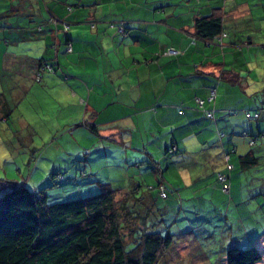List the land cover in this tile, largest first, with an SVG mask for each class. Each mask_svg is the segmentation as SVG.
I'll use <instances>...</instances> for the list:
<instances>
[{
  "label": "crops",
  "instance_id": "1",
  "mask_svg": "<svg viewBox=\"0 0 264 264\" xmlns=\"http://www.w3.org/2000/svg\"><path fill=\"white\" fill-rule=\"evenodd\" d=\"M8 1L10 6H3L9 9L0 6V79L15 75L30 87L36 60L52 58L57 50L67 78L46 76L42 88L53 90L52 101L65 110L60 112L67 116L65 132L75 136L84 122L93 127L88 131L99 138L98 154L88 158L85 169L97 181L130 194V201L138 196L150 206L156 193L152 190L160 179L167 180L165 173L182 176L189 200L220 191L217 173L227 174L232 186L236 180L235 190L241 187L243 174L258 179L260 170L255 169L264 159V118L251 119L245 113L263 107L264 99L245 96L257 93L260 75L251 79L254 70L246 77L244 70L256 65L260 71L259 63L264 65V24L259 23L264 15L258 13L264 0H93L86 6L82 0L69 12L65 0H48L52 12L70 22L69 54L64 49L67 37L56 36L53 26L46 24L41 0ZM216 11L223 19V37L209 45L201 40L192 44L195 18ZM118 22L125 24L123 36L112 26ZM168 47L177 53L165 54ZM211 88L215 98L208 103ZM3 89L0 86V93ZM197 99L205 101L203 108ZM74 106L75 114L68 111ZM203 109L214 110V119H207ZM233 109L239 114H229ZM219 131L225 133L221 138ZM171 143L177 153L165 152ZM231 149L235 151L226 161L224 154ZM247 154L257 164L245 169L241 159ZM93 163L107 164L120 175L101 178ZM147 171L158 180L155 186L145 184L141 172ZM125 173L128 180L121 185Z\"/></svg>",
  "mask_w": 264,
  "mask_h": 264
},
{
  "label": "rangeland",
  "instance_id": "2",
  "mask_svg": "<svg viewBox=\"0 0 264 264\" xmlns=\"http://www.w3.org/2000/svg\"><path fill=\"white\" fill-rule=\"evenodd\" d=\"M44 1L41 0V7L46 17L48 16L47 8L52 9V5L51 2L47 4L46 1L48 0ZM205 1L208 2V0ZM10 2L0 0V6L4 4L10 6ZM80 2L82 0H65L63 1L64 8H67V4H69L70 10L73 7L75 9ZM83 2L85 6L88 3H94L93 0H84ZM4 6L1 7L2 10L9 9V7ZM258 13L261 16L264 15V8H260ZM10 17L13 16H7V18ZM259 20L260 24H264V17L259 18ZM262 58L263 56L260 59ZM262 63L264 64V59H262ZM71 66L73 65L71 64ZM247 66L243 65L244 68ZM60 67L65 70L63 66ZM251 69L255 72L251 74V79L257 74L260 75V78L257 76L259 78V84L257 83V85L260 89L258 87L255 94L247 92L245 96L253 95L254 98L263 101L264 65L259 63L260 71H256V65L252 68L249 65L247 70H244L245 77L247 71ZM46 76L49 75L44 74V78ZM0 82L3 84L0 83V86L6 87L5 90L8 91L10 87V85L7 87L6 83L8 81L3 82V79H1ZM44 82L43 79L42 84L40 82L31 83L24 94L18 92L17 89L13 91L15 96L20 99L16 100L18 103L7 121H0V179L13 180L32 191L43 189L50 204L70 200L78 196L96 194L98 190L95 189L99 187V183L96 176L84 178V172L86 173L84 166L90 156L98 154L96 149L99 146V138L93 136L88 128H84V126L76 129L75 136L70 132H65L64 124L66 123L64 118L67 116L63 115L61 117L60 115L61 109L64 112L65 110L60 108L56 100L52 101L53 90L46 88V92L42 88V85H45ZM236 86L239 87L238 84ZM242 92L241 94H243ZM75 107L71 109L68 107V111L71 110L75 114ZM79 109L78 107V111ZM212 111L214 112V110ZM229 114L238 115L239 111L233 109ZM84 129L86 132H83ZM218 135L221 138L225 133L219 131ZM86 151H89L88 156L85 155ZM92 167L94 172L98 173L101 178L108 175L115 177L120 175L114 173L118 170L107 167V164L104 167L93 163ZM255 170H260L256 173L258 174L257 180L252 179L250 174H243L241 187L235 190L236 180H234L235 184H233L229 194L221 191V189L219 191L218 188L215 194H206L203 199L202 196L201 199L192 200L187 199L191 195H187V189L183 187L185 182L182 176L179 174L178 176L173 172L165 173L167 180L160 179L158 183L164 184L168 197L160 200L159 205L170 203L169 205L172 207L168 209L164 215V220L157 227L163 229V237L169 232L174 242L165 255V261L163 260L159 264H226L224 262L225 254L229 246L246 248L254 243L257 244L262 254L260 264H264V197L260 195V191L264 187V182L262 183L260 179L264 178V159L261 160L260 166ZM141 174V176H145L143 178L145 184L156 185L155 183L158 180L153 177L152 171L141 172ZM72 175L74 177L76 175L80 179L67 182L69 181L67 179H70ZM57 176H62V178ZM141 176L137 177L138 180H141ZM126 178L125 173L121 185L127 182L128 178ZM86 182L90 184H86ZM92 188L95 189L91 191ZM155 190L156 187L152 191ZM179 194H182V196ZM126 196L127 194L122 190L118 192L116 199L120 200ZM169 216H172V218ZM125 219L128 226L125 225L123 232L127 235L126 239L128 241L131 238V229L134 226L136 227V224L130 222L132 220L129 217H125ZM148 225L152 226L151 223H148ZM180 244H182L180 246L182 248L176 249L177 245ZM127 247L129 248L128 245ZM174 251L177 255L174 254Z\"/></svg>",
  "mask_w": 264,
  "mask_h": 264
},
{
  "label": "trees",
  "instance_id": "3",
  "mask_svg": "<svg viewBox=\"0 0 264 264\" xmlns=\"http://www.w3.org/2000/svg\"><path fill=\"white\" fill-rule=\"evenodd\" d=\"M70 9L67 5L66 10L69 12ZM47 11L46 24L53 26V33L56 36L63 34L67 37L70 22L57 17L49 7ZM112 26L116 27L119 35H125L124 22H118ZM119 27L123 28L122 32H118ZM193 27L192 44L201 40L205 45H209L220 40L225 34L222 16L217 11L209 16L195 18ZM36 28L37 31H42V25ZM64 46L69 54L72 51V44L68 37L64 41ZM169 49L173 48H166L165 54ZM56 51L54 50L52 58L36 60V68L30 83H41L44 74L53 76L60 74L67 78L60 67ZM1 79L3 82L8 81L6 83L7 87L10 85L8 91L11 90L8 92L3 89L0 93V121H7L18 103L16 100L20 99L13 91L17 89L24 94L29 85L25 88V83H21L19 77L15 75L7 74ZM245 115L256 120L259 117L264 118V106L247 110ZM207 119L213 120L214 117ZM82 125L94 131L93 127L86 122ZM244 136L247 137L250 134L244 132ZM250 144L252 145L253 141ZM173 146L176 147L173 143L167 145L165 152L177 153L178 149H171ZM233 151L235 149L226 152L224 159L226 155L230 158V152ZM85 155L88 156L89 151H86ZM256 162L255 158L249 154L241 159V165L245 169L254 167ZM85 170V179L93 176L87 168ZM218 174L225 175L227 192L223 190L224 184L219 181ZM73 176L67 179L69 180L67 182L80 179L76 175L74 178ZM57 177L62 178V176ZM216 180L221 191L231 193L232 185L227 174L217 173ZM97 182L99 187L91 189V191L98 190L96 194L78 196L50 204L43 189L32 191L13 180L0 179V264H159L165 261V255L172 247L174 240L169 232L163 237V229L157 227L164 220V215L167 213L165 208L169 205L163 207L158 201L168 197L166 190L164 198L159 192L160 186L164 184L160 182L156 186L154 202L146 206V203L138 196H133L135 200L130 201V194L117 200L116 195L121 191L119 188ZM86 184L90 183L86 182ZM261 195L264 197V194ZM125 217H129L132 220L130 222L136 224V227L131 229V238L128 241L127 235L123 232L125 225L128 226ZM169 217L172 218V216ZM174 254L177 255L176 251ZM224 262L226 264H260L262 254L256 243L246 248L229 246Z\"/></svg>",
  "mask_w": 264,
  "mask_h": 264
},
{
  "label": "built area",
  "instance_id": "4",
  "mask_svg": "<svg viewBox=\"0 0 264 264\" xmlns=\"http://www.w3.org/2000/svg\"><path fill=\"white\" fill-rule=\"evenodd\" d=\"M123 31V28L122 27H119L118 28V32H122ZM177 53V51L176 50H174V49H169L168 50V52H167V54L168 55H174V54H176ZM214 98H215V89H211L210 90V92H209V95H208V97H207V99H206V101L208 102V103H211L213 100H214ZM204 102L205 101H203V100H201V99H197V103H198V105L201 107V108H203V106H204ZM203 111H204V113H205V115H206V117L207 118H210V119H213V111L212 110H204L203 109ZM171 149H176V147H172ZM225 160L226 161H228L229 160V156H225ZM218 179H219V181L220 182H222L224 185H223V190L224 191H228V186L225 184V182H226V177H225V175H223V174H218ZM165 188H164V186L163 185H161L160 186V188H159V192H160V195L164 198L165 196H166V193H165Z\"/></svg>",
  "mask_w": 264,
  "mask_h": 264
}]
</instances>
